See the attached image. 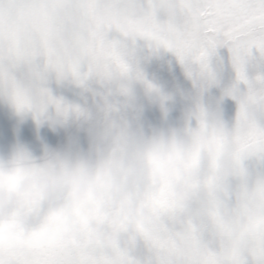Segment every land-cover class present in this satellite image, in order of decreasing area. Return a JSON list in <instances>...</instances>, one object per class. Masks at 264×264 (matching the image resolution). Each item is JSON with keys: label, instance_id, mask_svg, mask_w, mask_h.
I'll return each mask as SVG.
<instances>
[{"label": "snow or ice", "instance_id": "6c2138e0", "mask_svg": "<svg viewBox=\"0 0 264 264\" xmlns=\"http://www.w3.org/2000/svg\"><path fill=\"white\" fill-rule=\"evenodd\" d=\"M138 37L209 74L211 57L227 48L237 117L255 104L264 133V0H0V72L67 53L79 84L115 94L111 74L121 61L133 65L127 42ZM254 64L262 71L252 77ZM210 183L199 177L184 195L147 193V218L97 204L44 243L26 228L0 225V264H264V219L235 230L239 215L227 202L202 209Z\"/></svg>", "mask_w": 264, "mask_h": 264}, {"label": "clouds", "instance_id": "9594fccd", "mask_svg": "<svg viewBox=\"0 0 264 264\" xmlns=\"http://www.w3.org/2000/svg\"><path fill=\"white\" fill-rule=\"evenodd\" d=\"M0 91L10 96L19 115L31 113L38 124L47 120L53 127H64L70 114L78 121L91 120L86 109L56 117L37 114L7 83L0 84ZM145 95L160 108L158 123L144 122L143 106L133 97L115 105L104 104L102 123L82 128L86 147L78 135L69 136L61 147H46L39 157L18 140L7 148L0 146V225L6 231L9 225L33 232L63 231L78 212L97 204L112 212L125 204L129 214L147 218V193L164 189L184 195L199 177L227 180L233 176L238 166L234 145L223 150L211 142L201 145L200 130L190 129L191 121L202 118L198 108L186 110L183 122L177 124L169 118L171 97L163 89L151 83L145 87ZM126 109L135 115L125 116ZM197 151L199 164L194 162ZM259 192L260 201L245 206L235 230L253 218L264 219V179ZM199 205L202 209L209 205L205 191Z\"/></svg>", "mask_w": 264, "mask_h": 264}, {"label": "flooded vegetation", "instance_id": "af4514ba", "mask_svg": "<svg viewBox=\"0 0 264 264\" xmlns=\"http://www.w3.org/2000/svg\"><path fill=\"white\" fill-rule=\"evenodd\" d=\"M127 43L133 65L124 67V62L121 61L119 73L111 74L112 78L116 80V93L109 94L107 90L101 89L94 82H89L79 110L86 109L91 120L87 122L78 121L73 115L69 118V123L62 127L52 147L65 145L71 135H78L82 145L86 147L87 140L82 128L87 127L89 123H102L104 104L115 105L133 97H135L137 104L143 106L142 118L144 122L158 123L161 118L160 108L145 95V87L151 83L158 85L171 97L169 118L173 122L182 123L183 115L189 108L196 107L199 109L202 118L191 121L189 127L190 129L197 128L200 130L201 145L211 142L216 145L218 150H223L231 144L237 149L253 140L264 138V135L245 139H241L240 136L231 138V134L227 133L226 130L219 131V78H213L208 76L207 73L190 69L186 63H181L174 52L163 47L159 49L150 47L149 42L143 38L138 37L134 43L129 39ZM223 51H226V48L217 49L216 54L211 57L210 66L218 57V52ZM251 68L252 74L250 73V76L252 77L258 75L257 72L262 69L255 64L251 65ZM124 115L131 118L135 113L126 109ZM194 162L199 164L200 151L194 154ZM207 177L212 179V183L206 185L205 193L208 196L219 185L220 179L212 175ZM246 205H244V211ZM144 207H146L145 203ZM126 208L127 205L121 204L117 213L122 212L129 217H136L129 214ZM236 208L239 209V207H234L235 213ZM63 231L44 229L35 233L38 242L44 243Z\"/></svg>", "mask_w": 264, "mask_h": 264}, {"label": "water", "instance_id": "95a60500", "mask_svg": "<svg viewBox=\"0 0 264 264\" xmlns=\"http://www.w3.org/2000/svg\"><path fill=\"white\" fill-rule=\"evenodd\" d=\"M4 83L21 102L32 105L37 114L47 113L52 117L78 111L88 86L77 82L72 58L67 53L46 57L39 64L26 60L22 73L5 68L0 72V84ZM61 129L59 124L53 127L47 120L38 124L31 113L19 115L10 96L0 91V146L7 148L18 140L39 157L46 147L54 145ZM235 153L238 161L235 173L227 180H220L208 198L209 203L227 202L229 211L235 213L234 207H239L236 213H243L244 205L261 199L264 138L235 149Z\"/></svg>", "mask_w": 264, "mask_h": 264}, {"label": "rangeland", "instance_id": "374dc122", "mask_svg": "<svg viewBox=\"0 0 264 264\" xmlns=\"http://www.w3.org/2000/svg\"><path fill=\"white\" fill-rule=\"evenodd\" d=\"M217 56L210 66V74L207 73V75L219 78V131L224 129L231 134V138L240 136L241 139L264 135L260 131V124L256 119L258 108L255 104H247L237 117L239 106L237 100L232 96L236 72L231 62L230 53L226 48V51L218 52ZM261 70L259 69L257 73H260ZM248 72L249 75L252 74L251 65Z\"/></svg>", "mask_w": 264, "mask_h": 264}]
</instances>
